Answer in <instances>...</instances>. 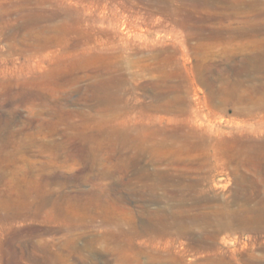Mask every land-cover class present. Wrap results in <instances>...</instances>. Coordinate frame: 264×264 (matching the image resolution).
Segmentation results:
<instances>
[{
  "label": "rangeland",
  "instance_id": "obj_1",
  "mask_svg": "<svg viewBox=\"0 0 264 264\" xmlns=\"http://www.w3.org/2000/svg\"><path fill=\"white\" fill-rule=\"evenodd\" d=\"M263 47L264 0H0V264H264Z\"/></svg>",
  "mask_w": 264,
  "mask_h": 264
},
{
  "label": "bare ground",
  "instance_id": "obj_2",
  "mask_svg": "<svg viewBox=\"0 0 264 264\" xmlns=\"http://www.w3.org/2000/svg\"><path fill=\"white\" fill-rule=\"evenodd\" d=\"M263 3V2H262ZM262 16V15H261ZM223 20V19H222ZM260 26H258V24L257 23H251V27L247 30V31H250L251 33H253L254 31H256V30H258V29H260L259 28ZM191 29V28H190ZM223 29V28H222ZM188 30H189V28H188ZM190 32V31H189ZM232 33V32H231ZM235 39V38H234ZM264 48V47H263ZM255 49V48H254ZM235 50V49H234ZM250 50V49H249ZM252 59V58H251ZM257 61V60H256ZM255 61V62H256ZM260 63V62H259ZM259 63H257V64H259ZM258 66V65H257ZM247 69V68H246ZM251 69V68H250ZM258 69V68H257ZM254 70V69H253ZM244 71V70H243ZM102 76V75H101ZM105 78V77H104ZM107 80V79H106ZM102 81V80H101ZM109 81V80H108ZM220 81V80H219ZM98 83H99V81H98ZM112 83V82H111ZM110 83V84H111ZM263 83V82H262ZM259 87H260V85H259ZM103 89H104V87H103ZM241 90V89H240ZM240 90H238V91H240ZM237 93V92H236ZM241 96V95H240ZM34 97V96H33ZM35 98V97H34ZM238 100V99H237ZM239 101V100H238ZM165 104V103H164ZM166 109V108H165ZM183 111V110H182ZM245 112V111H244ZM247 113V112H246ZM175 114H176V112H175ZM205 115V114H204ZM164 116V115H163ZM169 118V117H168ZM188 120V119H187ZM190 123V122H189ZM178 125V124H177ZM192 129V128H191ZM134 130V129H133ZM172 132V131H171ZM129 133H131V132H129ZM183 132H181V134H182ZM167 134V133H166ZM169 134H170V132H169ZM172 134V133H171ZM186 134V133H185ZM193 134V133H192ZM156 136V135H155ZM165 136V135H164ZM177 136H179V135H177ZM161 137V136H160ZM163 137V136H162ZM158 138V137H157ZM169 138V137H168ZM249 140V139H248ZM173 142H174V140H172ZM153 142V141H152ZM102 146V145H101ZM172 147H173V145H171ZM178 146H180V145H178ZM185 146V145H184ZM187 146V145H186ZM210 146H213V145H210ZM91 152V151H90ZM176 153V152H175ZM174 153V154H175ZM91 154V153H90ZM188 154V153H187ZM177 155V154H176ZM68 157V156H67ZM90 157V156H89ZM89 157H86V158H89ZM219 157V156H218ZM84 158V157H83ZM81 160V159H80ZM67 161V160H66ZM72 161V160H71ZM81 162V161H80ZM202 164V163H201ZM186 165V164H185ZM197 165V164H196ZM215 165H217V164H215ZM135 166V165H134ZM198 166V165H197ZM208 166V165H207ZM94 167H95V165H94ZM174 167V166H173ZM201 168H202V166H201ZM218 169V168H217ZM217 169H215V170H217ZM172 170V169H171ZM175 170V169H174ZM208 170V169H207ZM210 170V169H209ZM95 171V170H94ZM176 171H178V170H176ZM203 171V170H202ZM218 171V170H217ZM91 172V171H90ZM169 172V171H168ZM214 172V171H213ZM162 173V172H161ZM179 174V173H178ZM182 174V173H181ZM87 175V174H86ZM109 175H111V174H109ZM147 176V175H146ZM175 176V175H174ZM178 176V175H177ZM194 176V175H193ZM48 177V176H47ZM182 177V176H181ZM200 177V176H199ZM37 178V177H36ZM110 178V177H109ZM192 178V177H191ZM202 178V177H201ZM212 178H213V175H212ZM38 179V178H37ZM98 179V178H97ZM182 179V178H181ZM195 179V178H194ZM45 180V179H44ZM192 180V179H191ZM148 181V180H147ZM151 181V180H150ZM162 181V180H161ZM174 181H176V180H174ZM190 181V180H189ZM198 181V180H197ZM137 182V181H136ZM143 182V181H142ZM39 183V182H38ZM144 183H146V180H145V182ZM159 183V182H158ZM175 183V182H174ZM180 183V182H179ZM187 183H189V182H187ZM196 183V182H195ZM199 183V182H198ZM148 184V183H147ZM150 184V183H149ZM163 184V183H162ZM172 184V183H171ZM240 184V183H239ZM37 185V184H36ZM35 185V186H36ZM125 185V184H124ZM127 185V184H126ZM125 185V186H126ZM176 185V184H175ZM190 185V184H189ZM150 186H152V185H150ZM165 186V185H164ZM39 187V186H38ZM62 187V186H61ZM145 187V186H144ZM168 187V186H167ZM178 187V186H177ZM183 187V186H182ZM182 187L180 188V189H182ZM35 188V187H34ZM127 188V187H126ZM129 188V187H128ZM130 188H132V186L130 187ZM138 188V187H137ZM136 188V189H137ZM198 188V187H197ZM24 189V188H23ZM12 190V189H11ZM120 190V189H119ZM133 190V189H132ZM138 190V189H137ZM183 190V189H182ZM190 190V189H189ZM241 190V189H240ZM160 191V190H159ZM64 192V191H63ZM151 192V191H150ZM138 193V192H137ZM155 193V192H154ZM169 193V192H168ZM182 193V192H181ZM186 193V192H185ZM62 194V193H61ZM67 194V193H66ZM131 194V193H130ZM140 194V193H139ZM144 194V193H143ZM153 194V193H152ZM180 194V193H179ZM109 195H113V194H109ZM142 195V194H141ZM188 195V194H187ZM194 195V194H193ZM136 196H137V194H136ZM143 196V195H142ZM180 196V195H179ZM178 196V197H179ZM113 197H114V195H113ZM122 197V196H121ZM121 197H119V196H116L115 197V199L116 200H121L122 198ZM140 197V196H139ZM202 197V196H201ZM29 198V197H28ZM155 198V197H154ZM160 198V197H159ZM174 198V197H173ZM188 198V197H187ZM88 199V198H87ZM140 199H141V197H140ZM163 199V198H162ZM161 199V200H162ZM189 199V198H188ZM187 199V200H188ZM192 199V198H191ZM190 199V200H191ZM142 200V199H141ZM155 200V199H154ZM160 200V199H159ZM158 200V201H159ZM190 200H188V201H190ZM88 201V200H87ZM129 201V200H128ZM145 201H147V198H146V200ZM166 201V200H165ZM186 201V200H185ZM90 202V201H89ZM161 202V201H160ZM178 202V201H177ZM194 202V201H193ZM204 202V201H203ZM215 202V201H214ZM42 203V202H41ZM123 203V202H122ZM149 203V202H148ZM148 203H146V204H148ZM162 203V202H161ZM180 203H182V202H180ZM191 203V202H190ZM218 203V202H217ZM154 204V203H153ZM152 204V205H153ZM201 204V203H200ZM200 204H194L193 205V209H195V208H200L201 207V205ZM212 204V203H211ZM245 204V203H244ZM159 205V204H158ZM178 205V204H177ZM184 205V204H183ZM203 205H204V203H203ZM210 205V204H209ZM213 205V204H212ZM224 205V204H223ZM141 206V205H140ZM147 206V205H146ZM172 206V205H171ZM189 206V205H188ZM240 206V205H239ZM159 207H160V205H159ZM162 207V206H161ZM175 207V206H174ZM174 207L172 206V209H174ZM180 207V206H179ZM85 208V207H84ZM129 208V207H128ZM166 208V207H165ZM168 208V207H167ZM171 208V207H170ZM206 208V207H205ZM240 208V207H239ZM242 208V207H241ZM134 210V209H133ZM176 210H177V208H176ZM213 210V209H212ZM211 210V211H212ZM232 210V209H231ZM240 210V209H239ZM245 210V209H244ZM155 211V210H154ZM184 212H185V210H184ZM191 212L192 211H190V214H191ZM199 212V211H198ZM208 212L209 211H203V212H201L202 213V217L204 218V220H208L207 219V217H208ZM252 212V211H251ZM10 213V212H9ZM129 213V212H128ZM142 213H144V212H142ZM179 213V212H178ZM216 213H217V215H218V219H220V218H222L223 216H224V211H222V210H219V209H216ZM182 214H183V212H182ZM23 215V214H22ZM153 215V214H152ZM211 215V214H210ZM232 215L234 216V217H236V218H238V219H240V215L239 214H237V213H232ZM193 216V215H192ZM257 216L259 217V218H261V217H264V209H262V210H258V213H257ZM158 217H161V216H158ZM180 217V216H179ZM195 217V216H194ZM173 219V218H172ZM175 219V218H174ZM178 219H180V218H178ZM237 219V220H238ZM152 220V219H151ZM161 220V219H160ZM170 220V219H169ZM182 220V219H181ZM187 220V219H186ZM133 221V220H132ZM173 221V220H172ZM233 221V220H232ZM124 222V221H123ZM199 222V221H198ZM230 222V221H229ZM110 223V222H109ZM151 223V222H150ZM169 223V222H168ZM174 223V222H173ZM164 224H166V223H164ZM177 224V223H176ZM184 224V223H183ZM230 224V223H229ZM235 224V223H234ZM257 224V223H256ZM110 225V224H109ZM132 225V224H131ZM181 225V224H180ZM247 225V224H246ZM151 226V225H150ZM188 226V225H187ZM235 226H237V225H235ZM134 227V226H133ZM132 227V228H133ZM178 227V226H177ZM240 227V226H239ZM248 227V226H247ZM166 228V227H165ZM170 228V227H169ZM256 228V227H255ZM155 229V228H154ZM159 229H161V228H159ZM158 229V230H159ZM187 229V228H186ZM248 229V228H247ZM257 229H259V228H257ZM163 230V229H162ZM165 230H167V229H165ZM193 230V229H192ZM227 230V229H226ZM256 230V229H255ZM260 230V229H259ZM184 231V230H183ZM197 231V230H196ZM204 231V230H203ZM207 231H208V229H207ZM258 231V230H257ZM155 232V231H154ZM163 232V231H162ZM179 232V231H178ZM216 232V231H215ZM256 232V231H255ZM118 233L119 234H122V235H126V233H125V230L121 227V225H119L118 226ZM154 234V233H153ZM121 235V236H122ZM130 235V234H129ZM160 235V234H159ZM172 235V234H171ZM181 235V234H180ZM215 235V234H214ZM198 236V235H197ZM151 237V236H150ZM165 237V236H164ZM183 237H185V236H183ZM256 237V236H255ZM191 238V237H190ZM216 238H217V236H216ZM151 239H153V238H151ZM166 239V238H165ZM174 239V238H173ZM180 239V238H179ZM194 239V238H193ZM198 239V238H197ZM181 240V239H180ZM187 240V239H186ZM151 241V240H150ZM165 241V240H164ZM170 241V240H169ZM189 241V240H188ZM218 241H219V239H218ZM257 241V240H256ZM185 242V241H184ZM260 242V241H259ZM166 243V242H165ZM254 243V242H253ZM262 243V242H261ZM189 244V243H188ZM248 244V243H247ZM201 245H203V244H201ZM221 245V244H220ZM233 245V244H232ZM246 245V244H245ZM180 246H184V245H180ZM196 246V245H195ZM182 248V247H181ZM180 248V249H181ZM233 248V247H232ZM242 248V247H241ZM244 248V247H243ZM136 249V248H135ZM160 249V248H159ZM183 249V248H182ZM184 250V249H183ZM219 250V249H218ZM232 250V249H231ZM211 252H212V250H210ZM202 252V251H201ZM171 253V252H170ZM203 253V252H202ZM235 254V253H234ZM183 255V254H182ZM261 256V255H260ZM181 258V257H180ZM264 261V260H263ZM192 262V261H191ZM254 262V261H253ZM261 262V261H260ZM194 263V262H193ZM148 264V263H147ZM246 264V263H245ZM254 264V263H253Z\"/></svg>",
  "mask_w": 264,
  "mask_h": 264
}]
</instances>
